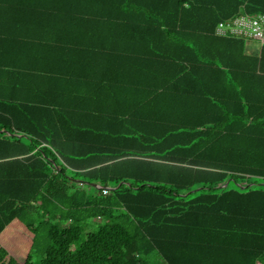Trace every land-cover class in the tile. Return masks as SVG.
I'll return each instance as SVG.
<instances>
[{
	"label": "trees",
	"instance_id": "16d2710c",
	"mask_svg": "<svg viewBox=\"0 0 264 264\" xmlns=\"http://www.w3.org/2000/svg\"><path fill=\"white\" fill-rule=\"evenodd\" d=\"M77 1L0 58V264H264V0Z\"/></svg>",
	"mask_w": 264,
	"mask_h": 264
},
{
	"label": "crops",
	"instance_id": "0c3cea01",
	"mask_svg": "<svg viewBox=\"0 0 264 264\" xmlns=\"http://www.w3.org/2000/svg\"><path fill=\"white\" fill-rule=\"evenodd\" d=\"M16 2H19L18 5H29L30 8L32 6H35L36 9L34 11H27L30 14H20L18 15L17 22H19L21 27H23L27 34H23L22 36L26 35L28 36L24 42H25V48L28 50V44H27V39L34 38L37 39L39 38L40 33V28L39 25L36 23H42V24H47L45 27V31H47L50 34H53L54 32H57L54 27H52L56 23H64V22H69L68 19L65 21H62V18H56L55 21H53L52 17L50 14H48V10L55 9V10H64L69 7H75L76 3L78 2L77 0H17ZM87 6V4L82 5V7ZM48 14V15H47ZM47 15V16H46ZM73 20H70V23H72ZM66 31L64 33L58 32L54 33L53 36L56 37H63ZM74 32V31H73ZM22 44V48L19 47V50L16 49H11V52L6 48L4 50V53H0V58L4 59V61L9 60V61H15L16 56H20L22 60H20L17 63L22 64L20 67H27L28 60L34 59L31 55L27 54V50H25L23 46V42L19 43ZM7 47V46H6ZM21 51V52H20ZM26 51V53H24Z\"/></svg>",
	"mask_w": 264,
	"mask_h": 264
},
{
	"label": "built area",
	"instance_id": "2783aa9c",
	"mask_svg": "<svg viewBox=\"0 0 264 264\" xmlns=\"http://www.w3.org/2000/svg\"><path fill=\"white\" fill-rule=\"evenodd\" d=\"M226 32L240 36L246 39L248 43L256 40L260 43L261 49L264 50V13L255 15L242 13L233 20L220 23L216 33L225 34ZM103 192L108 194L109 190L104 189Z\"/></svg>",
	"mask_w": 264,
	"mask_h": 264
},
{
	"label": "rangeland",
	"instance_id": "374dc122",
	"mask_svg": "<svg viewBox=\"0 0 264 264\" xmlns=\"http://www.w3.org/2000/svg\"><path fill=\"white\" fill-rule=\"evenodd\" d=\"M249 49L254 50L255 54L259 53L261 50V45L258 41H254L249 44ZM147 264H156L155 261L149 260Z\"/></svg>",
	"mask_w": 264,
	"mask_h": 264
},
{
	"label": "water",
	"instance_id": "95a60500",
	"mask_svg": "<svg viewBox=\"0 0 264 264\" xmlns=\"http://www.w3.org/2000/svg\"><path fill=\"white\" fill-rule=\"evenodd\" d=\"M98 186V185H97ZM226 186V185H225Z\"/></svg>",
	"mask_w": 264,
	"mask_h": 264
}]
</instances>
